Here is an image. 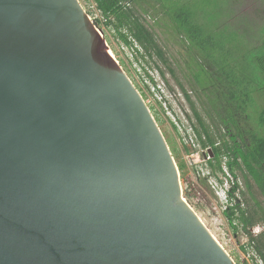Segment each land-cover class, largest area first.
I'll return each mask as SVG.
<instances>
[{
	"label": "water",
	"instance_id": "obj_1",
	"mask_svg": "<svg viewBox=\"0 0 264 264\" xmlns=\"http://www.w3.org/2000/svg\"><path fill=\"white\" fill-rule=\"evenodd\" d=\"M0 264H237L80 0H0Z\"/></svg>",
	"mask_w": 264,
	"mask_h": 264
},
{
	"label": "trees",
	"instance_id": "obj_2",
	"mask_svg": "<svg viewBox=\"0 0 264 264\" xmlns=\"http://www.w3.org/2000/svg\"><path fill=\"white\" fill-rule=\"evenodd\" d=\"M92 1L106 25L115 28L125 46L132 50L135 47L136 60L159 61L177 78L164 48L146 25L144 15L158 21L162 13L171 22L172 32L187 51L184 64L195 86L208 97L205 101L193 100L184 84L177 81L195 120L194 130L203 146L221 144L213 147L214 164L210 165L214 171H220L222 157L226 155L231 173L235 178H238L236 171L243 175L247 193L255 202L253 209H245L246 194L241 191L240 198H236L235 187L230 193L232 204L225 215L233 230L241 229L247 236L248 244L243 250L251 251L264 264V207L252 193L255 185L264 198V23L254 27L256 36L253 40L248 37V42L247 36L230 30L225 24L231 0H150V9L144 7L143 14L131 6L140 0ZM94 23L101 29L100 21L94 20ZM256 39L259 45L253 43ZM161 74L164 77L163 71ZM250 110L257 114V119L255 125L249 126ZM174 130H177L175 126ZM184 151L188 152L186 148ZM177 164L188 197V191L195 190L188 175L196 176V172H191L185 161ZM202 181L206 183L204 178ZM259 224L263 225V231L254 234Z\"/></svg>",
	"mask_w": 264,
	"mask_h": 264
},
{
	"label": "rangeland",
	"instance_id": "obj_3",
	"mask_svg": "<svg viewBox=\"0 0 264 264\" xmlns=\"http://www.w3.org/2000/svg\"><path fill=\"white\" fill-rule=\"evenodd\" d=\"M149 1L150 0L135 1L131 6L137 8L139 12L143 14L142 9L144 7L150 9V5H148ZM81 3L88 14H90L93 21H100L102 34L136 80L165 134L176 162H186L184 150L172 124V117L159 105L154 96L149 93L150 90L145 81L147 74L149 75L152 70H155L159 73L157 74V77L163 82L165 81L164 84L165 87L167 86L166 89L168 88V90L175 93H182L185 97L183 90L177 83L179 80L184 84L187 92H189L193 100L205 101L208 98L207 94L203 92L199 86H195V80L191 78V73H189L188 67L184 64L187 51L183 44H181V39L176 38L174 32H172L170 27L171 22L162 13L159 15L158 21L148 15H144L146 25L152 32H154L159 43L164 48L172 67L176 71L177 78H174L167 67L159 61H151L148 58H146L147 61H143L141 58L136 60L137 56L134 53L135 47L132 50L125 46L115 31V28L106 25L105 19L101 16L95 3L92 0H81ZM226 13H228L229 19L226 20L225 24L228 25L229 29L236 31L240 35H245V37L247 36V39L249 40L248 42H250L248 37L253 40L256 36L253 34L257 30L254 27L257 28L264 23V0H231ZM156 22L159 24L157 25ZM250 24L253 26H249ZM222 25L223 23L220 24V26ZM253 43L259 45V39H256ZM162 71L164 72V77L161 74ZM188 76H190V78ZM193 88L199 92L196 93ZM256 96L258 97V95ZM181 101L184 103V107L181 108L182 111L192 116L188 104L186 105L182 98ZM257 102L258 104H262V101L260 100ZM250 113L251 119L249 121V126L255 125L257 119V114H253V110H250ZM235 173L238 175L239 181L242 182V192L246 194L248 204H245L244 208L251 210L255 207V202L250 199L251 197L247 193L248 191L243 175L239 171H236ZM188 176H190L194 182L195 190L188 191V197L185 196L183 180L181 179L184 197L215 239L221 244V246H223L237 264H263L254 253L249 250L246 252L243 250L248 244L247 236L241 229L235 231L230 227V220L225 215L227 207L225 208L220 202L219 197L213 192L208 184L204 183L202 178H198L192 173H189ZM252 184L254 185V183ZM252 193L254 194L256 201H258L263 208L264 198L255 185L253 186ZM257 209L260 210V206L257 207ZM236 224H238V222H236ZM255 229L254 234H258V232L260 233L263 231V225L259 224Z\"/></svg>",
	"mask_w": 264,
	"mask_h": 264
},
{
	"label": "built area",
	"instance_id": "obj_4",
	"mask_svg": "<svg viewBox=\"0 0 264 264\" xmlns=\"http://www.w3.org/2000/svg\"><path fill=\"white\" fill-rule=\"evenodd\" d=\"M157 74H159L158 71L152 70L145 81L150 90L149 93L154 96L159 105L172 117V124L177 129L176 132L180 144L183 150L185 148L188 150V152L184 151L188 168L191 172L195 170L197 177L206 180L208 186L219 197L220 202L225 208L231 206L230 193L236 187L235 196L236 198H240L242 182L231 173L228 166L229 158L224 155L222 157V169L220 171L213 170L210 165L211 163L214 164L213 147H219L221 145L220 142H217L214 146H203L201 144L197 132L193 127L195 123L194 118H191L190 115L184 113L181 109L184 107L181 98L184 99L186 105L188 104L186 97L182 93H175L168 90V88L166 89L165 81L160 80ZM150 77L153 79V82ZM203 139L206 140L205 137Z\"/></svg>",
	"mask_w": 264,
	"mask_h": 264
}]
</instances>
